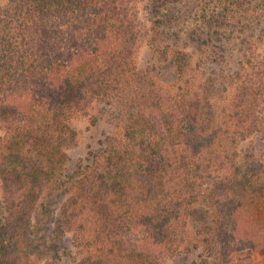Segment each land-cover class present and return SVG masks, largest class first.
I'll return each instance as SVG.
<instances>
[{"label":"trees","instance_id":"trees-1","mask_svg":"<svg viewBox=\"0 0 264 264\" xmlns=\"http://www.w3.org/2000/svg\"><path fill=\"white\" fill-rule=\"evenodd\" d=\"M133 1L17 0L0 22L13 34L0 41V179L19 193L14 208L22 211L21 231L11 237L28 234L35 204L51 187L70 196L74 210L62 213L68 222L91 216L98 240L131 264H162L182 251L184 209L197 201L212 208L222 254L233 261L242 243L264 248V53L254 50L264 0H220L196 30L204 43L198 64L210 58L215 71L201 79L195 67L185 76L179 63L180 93L135 70L140 34L153 30L154 42L165 33L153 21L139 23ZM168 1L150 0L151 10ZM238 46L243 54L225 80ZM100 97L111 102L108 115L122 122L124 138L105 135L95 155L71 167L63 148L76 143V131L66 115L87 112ZM240 143L250 150L239 159ZM83 238L74 235L78 245ZM81 256L78 264H111L101 250Z\"/></svg>","mask_w":264,"mask_h":264},{"label":"rangeland","instance_id":"rangeland-1","mask_svg":"<svg viewBox=\"0 0 264 264\" xmlns=\"http://www.w3.org/2000/svg\"><path fill=\"white\" fill-rule=\"evenodd\" d=\"M149 1H133L138 7L139 23L149 28L153 21L154 29L165 34L162 37L157 35L154 42L150 40L156 33L153 30L148 31V34H140L138 45L134 47L135 70L146 72L157 84L175 93H180L179 87L184 85V80L182 76L180 77L182 72L177 68L179 63L187 66L183 68L185 76L193 73L196 67L195 71L201 79L209 78L210 73L215 71V66L210 64V58L206 62L199 61L198 64L197 57L204 43L203 36L201 37L196 30L211 11L219 10L220 0H172L155 6L153 10ZM246 2L253 6L263 4L257 0H246ZM16 5L17 0H0V22L13 14ZM4 13H7V17L3 15ZM11 35H13L12 31L4 29L0 24V41L7 40ZM255 35L260 38V42L254 44L255 53H264V21L254 30ZM156 47L164 48L166 53L162 54ZM232 53V62L225 66V80L228 76L231 77V73L237 68L243 50L238 46ZM173 54H179L177 58L175 56L174 62L177 63L169 60ZM183 54L184 59L181 56ZM160 56L162 57L159 58ZM107 100L103 97L97 98L87 112L74 109L66 115L67 123L76 131V143L71 148H63L71 158L68 161L72 163L71 167L75 161L95 155L98 151L96 146L105 135L124 138V125L108 115L111 102ZM4 136H6V124L0 121V137ZM258 144H263L264 147V136L258 139ZM240 147L239 159L250 150L246 149L245 145ZM202 183L207 185L211 181H202ZM6 184L0 179V264H78L81 255L89 254L92 258H96L100 250L103 259L110 261L111 264H118L116 258L121 261L119 264H131L126 258L114 256L113 250H117V246L105 240L103 242L98 240L102 237L97 236L98 226L93 228L91 216L84 214L76 220V217L73 218L72 221H76L75 225L71 224L70 220L68 222L62 213L65 208L70 207L74 210L70 196L53 194L51 187L42 191L35 204V209L27 223L28 234L22 231V234L14 239L11 234L21 231L22 211L14 208L21 197L11 188L12 184L11 186ZM55 196L56 198L51 200ZM49 206L52 211L46 213V208ZM60 216L61 218H58ZM183 217L189 229L187 242L182 245V251L167 256L162 264H264V248H252L245 243H242L241 247H234L233 261L229 255L222 254L225 253L224 249L212 236L215 225L212 208L203 201L188 204L184 209ZM91 226L92 228H89ZM85 228H87L86 232ZM76 233L84 237L79 245L74 240ZM125 247L130 250L131 245L126 243ZM224 256L227 261H224Z\"/></svg>","mask_w":264,"mask_h":264}]
</instances>
